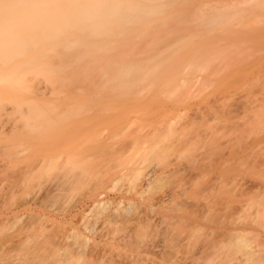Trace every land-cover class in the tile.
<instances>
[{"label": "rangeland", "instance_id": "obj_1", "mask_svg": "<svg viewBox=\"0 0 264 264\" xmlns=\"http://www.w3.org/2000/svg\"><path fill=\"white\" fill-rule=\"evenodd\" d=\"M175 1L0 60V264H264V0Z\"/></svg>", "mask_w": 264, "mask_h": 264}, {"label": "bare ground", "instance_id": "obj_2", "mask_svg": "<svg viewBox=\"0 0 264 264\" xmlns=\"http://www.w3.org/2000/svg\"><path fill=\"white\" fill-rule=\"evenodd\" d=\"M247 1L251 2V0ZM175 2V0H142V2L122 0L117 5L110 3L101 6L91 2L86 5L79 0H0V60L5 63L11 56L34 50L49 40L55 41L73 27H82L79 30L85 37H93L98 32H110L115 25V29L120 30L125 29L129 23L147 25L154 17L169 12L170 4ZM235 9L236 7L229 3H204L197 7L193 14L197 17L195 21L200 18L202 24L204 22L206 25H214L221 22L222 18H228L230 11ZM99 16H105L106 19L100 22ZM88 20L93 23H89ZM55 46V48L60 47L57 52L61 55L76 60L79 64L82 63L83 66H79L82 69L95 52L90 41L77 36L69 39L65 45L55 43ZM66 48L74 51L67 54L64 51ZM77 58L83 60L80 61ZM31 62L28 63L31 64ZM60 68L64 67L60 66ZM143 70L142 63L136 61L133 64H123L118 67L117 75L130 77ZM15 80L14 73L0 72V81L15 82ZM133 83L135 82H129V86L131 87ZM256 209L259 210V207ZM263 210H260L257 216L260 217V213H264ZM261 218L264 220V217L261 216ZM250 252V256H254L255 249H251Z\"/></svg>", "mask_w": 264, "mask_h": 264}]
</instances>
